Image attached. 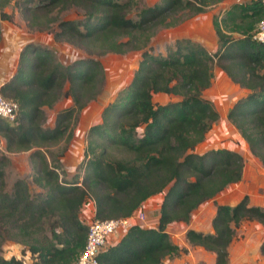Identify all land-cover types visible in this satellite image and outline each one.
<instances>
[{
  "label": "trees",
  "instance_id": "obj_1",
  "mask_svg": "<svg viewBox=\"0 0 264 264\" xmlns=\"http://www.w3.org/2000/svg\"><path fill=\"white\" fill-rule=\"evenodd\" d=\"M12 1L27 26L37 29L53 20L49 15L55 8L81 7L83 18L61 20L54 38L87 56L65 65L52 49L27 44L14 74L1 85V95L19 108L14 120L0 117V245L6 240L24 245L30 264H74L86 242L88 224L80 213L87 199L94 201L93 218L106 220L131 216L160 194L157 226H131L97 259L100 264H164L165 257L183 252L171 241L167 226L188 223L200 204L242 177L239 153L227 148L193 152L219 118L202 96L214 67L249 90L226 116L264 167V44L254 38L264 19V1L234 4L222 23L213 20L218 37L214 52L177 39L166 55L148 49L159 28L178 25L222 0H159L133 16L132 0H0V20L10 18L5 9ZM130 51H142L131 81L104 107L100 122L85 132L83 156L75 169L79 176L62 180L51 164L56 156L50 160L46 149L72 139L73 120L100 94L105 70L97 57ZM155 93L181 98L157 104ZM62 96L70 97L72 105L57 112L53 127H45L43 107H52ZM22 151H31L33 180L42 192L31 194L24 179L15 180L11 191L5 189V152ZM243 220L264 225V208L251 204L248 195L233 205L216 206L213 233L188 229L185 237L214 252L215 264H227L228 246ZM46 225L51 237L45 234ZM260 253L264 255V238ZM0 264L26 263L0 253Z\"/></svg>",
  "mask_w": 264,
  "mask_h": 264
},
{
  "label": "rangeland",
  "instance_id": "obj_2",
  "mask_svg": "<svg viewBox=\"0 0 264 264\" xmlns=\"http://www.w3.org/2000/svg\"><path fill=\"white\" fill-rule=\"evenodd\" d=\"M159 0H132V6L129 15L133 16L139 8L145 5H153ZM253 0H224L222 2L211 5L208 10L203 13L196 14L192 17L184 18L181 23L172 27H161L151 38L148 49L155 55H166L169 50L175 48L177 39H190L191 41L202 43L199 38H208L213 34L212 23L216 20L222 23L227 18L229 10L234 4H248ZM264 1V0H263ZM232 2H235L232 4ZM231 3V4H230ZM18 5L12 1L5 9L10 18L0 20V30L3 40H0V61L3 58L4 49L9 44V38H20L19 45L23 43V47L27 44L34 43L46 46L52 49L59 61L63 64L77 59L86 57L87 54L80 48L70 45L66 42L56 40L54 38L57 24L65 19H81L84 11L81 7L70 6L62 11L55 8L49 15L53 20L45 27L42 25L37 28H30L23 16L21 15ZM219 8V9H218ZM217 9L219 10L218 13ZM227 12L223 14V12ZM238 19L239 17L235 15ZM235 35L234 32L231 35ZM211 50V49H210ZM209 50V51H210ZM215 50V49H214ZM213 50V51H214ZM21 51V50H20ZM19 53L17 54L14 74L18 66ZM142 51H130L126 54H106L97 57L104 66L105 82L100 94L88 105L83 108L73 123L71 124L72 139H65L56 145L46 149L50 156H56V161L51 164L57 166L62 180H74L77 176L75 167L79 163L80 157L83 156V150L86 144L85 132L88 128L101 120V112L105 106L113 102L118 93L126 87L131 81L135 70L141 60ZM13 62V58L10 60ZM9 63V62H8ZM3 63L0 64V66ZM213 79L210 87L202 92V96L212 102L214 108L219 114V118L212 124L210 130L206 133L202 142L197 144L193 152L202 154L205 151L216 148H227L239 153L243 159V172L240 181L232 183L217 193L213 198L200 204L191 214L188 223L173 222L167 227L169 228V236L172 241L180 246L182 251L178 255L166 257L165 264H209L210 254L203 251L198 246L189 244L185 237L187 229H195L197 231L209 232L212 230L211 221L215 214L218 204L233 205L237 203L244 195H248L249 201L253 205L264 208V167L261 161L255 157L249 150L247 142L242 138L238 130L228 121L227 112L235 104V102L248 94L249 90L240 87L238 84L229 80L218 67L213 69ZM10 77L7 79L9 80ZM5 80V81H7ZM3 81V82H5ZM67 86H65V89ZM180 96L155 93L152 96L153 102L157 104H166L180 100ZM72 105L70 97L62 96L52 107H43L45 127H53L57 112ZM0 148H4V139H0ZM31 151H22L18 153H6L8 163L5 167V189L11 191L13 183L17 179L27 181L31 194L42 192V189L35 184L33 180V170L29 159ZM162 196H153L146 205H142L138 211L145 214V221L142 224L151 223L157 220L160 212V199ZM145 203V202H144ZM157 224V223H156ZM45 234L49 237L50 229L46 225ZM167 229V228H166ZM264 236V225L255 220H243L235 228L236 242L233 249L241 248L246 242L245 237L250 239L249 248L255 249V246L261 243ZM24 245L6 240L0 245V253L6 258L16 256L30 264L32 258L28 253H23ZM264 261V258H263Z\"/></svg>",
  "mask_w": 264,
  "mask_h": 264
},
{
  "label": "crops",
  "instance_id": "obj_3",
  "mask_svg": "<svg viewBox=\"0 0 264 264\" xmlns=\"http://www.w3.org/2000/svg\"><path fill=\"white\" fill-rule=\"evenodd\" d=\"M222 1H224V0H222ZM222 1H220V2H222ZM234 3L235 2H232V4H234ZM219 4H221V3H219ZM208 8H207V10H208ZM218 9H217V12L216 13H218V11H219ZM227 10H230V8L226 9V11ZM226 11L223 12V14H226L227 13ZM212 28H213V34H211L208 38H203V37L199 38L200 41H202L201 44L203 46H205L208 51L211 49L210 52H214L218 48V37H217V34H216L215 30H214L213 23H212ZM227 33L231 35L232 32L227 31ZM234 34L235 35L232 34L233 37H238L239 36V34L236 33V32H234ZM2 40H3V36H1V42H2ZM19 40H20V38L17 37V36H16L15 39H12V37H11V38H9V41H8L9 44L7 46H5V47H2L4 49V54H3V58L0 61V64L3 63L0 66V84L3 83V81L7 80L10 77V75L12 74V72L14 71V65H15V62H16L17 54L23 48V43H21V45H19V43H18ZM12 58H13V62L10 61ZM219 70L229 79V77L221 69H219ZM81 158L82 157H80V159L78 160L79 162H80ZM149 201H150V199L147 200L142 205H144V204L146 205V203L149 202ZM140 208H142V206ZM94 211H95L94 201H92L91 199H87L85 201V203H84L83 210L80 213V219L83 222L88 223L94 217ZM215 211H216V209H215ZM158 216H159V214H158ZM157 220H158V217H157ZM157 220H154L151 223L140 224V226L142 228H155L157 226V224H156L157 223ZM232 226L234 227V225H232ZM169 228H170V226L167 227V229H166V231H167L168 234L170 233L169 232ZM211 228H212V221H211ZM190 229H192V228H190ZM193 230H195V229H193ZM200 232H202V231H200ZM204 233H213V228H212L211 231L204 232ZM122 235H123V233L111 235L108 238L107 247L108 246H112L115 243H117V241L121 238ZM263 238H264V236H263ZM171 241H172V239H171ZM245 241L246 242H244L241 245V248H239L237 250H234L233 249V245L236 242V237L233 238V240L230 243V245L228 246V250H227L228 251L227 264H264V261H263L264 255H262L260 253V245H261V243H262L263 240H261V243H259V245L257 244L255 246V249H253V247L252 248H249L248 247V244L247 243H250L249 242L250 241L249 238L245 237ZM174 244H176V243H174ZM176 245L180 248V246L178 244H176ZM190 245H192V244H190ZM192 246H194V245H192ZM198 247H200V246H198ZM200 248L203 251H205L208 254H210L209 264H215V256H216L215 253L214 252H210V251H206L202 247H200ZM167 257H171V256H167ZM163 262H164V260H163ZM192 264H199V263H197L195 261V262H192Z\"/></svg>",
  "mask_w": 264,
  "mask_h": 264
},
{
  "label": "built area",
  "instance_id": "obj_4",
  "mask_svg": "<svg viewBox=\"0 0 264 264\" xmlns=\"http://www.w3.org/2000/svg\"><path fill=\"white\" fill-rule=\"evenodd\" d=\"M254 38L264 44V19L259 22ZM1 85L2 83L0 84V117L14 120L18 112V104L15 101L6 100L1 95ZM138 210L131 216L123 218L106 220L92 218L87 223L88 231L84 249L74 264H100L97 256L107 247L108 238L111 235L124 234L131 226L140 225L145 221V214Z\"/></svg>",
  "mask_w": 264,
  "mask_h": 264
}]
</instances>
